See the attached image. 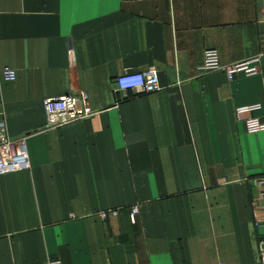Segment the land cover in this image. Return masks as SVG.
Listing matches in <instances>:
<instances>
[{
	"label": "crops",
	"instance_id": "obj_1",
	"mask_svg": "<svg viewBox=\"0 0 264 264\" xmlns=\"http://www.w3.org/2000/svg\"><path fill=\"white\" fill-rule=\"evenodd\" d=\"M262 15L256 0H0V124L30 160L0 175V264H254L264 132L235 113L264 120ZM208 50L259 72L202 73ZM152 67L159 92L118 90ZM78 93L95 115L49 128L45 100Z\"/></svg>",
	"mask_w": 264,
	"mask_h": 264
},
{
	"label": "built area",
	"instance_id": "obj_2",
	"mask_svg": "<svg viewBox=\"0 0 264 264\" xmlns=\"http://www.w3.org/2000/svg\"><path fill=\"white\" fill-rule=\"evenodd\" d=\"M263 9L262 19L264 22V0H256ZM257 59L243 61L231 65H222L219 54L216 50H208L204 54V63L200 68L202 73L225 72L229 80H234L239 73L248 76L258 74L259 69L256 66ZM3 77L7 82H13L17 78V73L10 69L3 70ZM119 91H137L143 94H153L159 92L162 87L159 73L152 67L144 72H125L117 80ZM44 109L47 118V126L51 129L61 128L72 123L89 119L95 115L88 93H78L64 95L58 98H49L44 102ZM262 109L261 105H251L239 107L236 109V118L244 123L250 134L264 132V120L255 114ZM30 169V160L27 142L25 139L13 140L8 135L5 125L0 124V175H7ZM255 184L261 189L264 196V176L255 179ZM119 211H104L98 214L102 220L109 216H117ZM130 218L133 223L140 215L138 205L131 208ZM46 264H59L56 261H50ZM254 264H264V236L258 245V260Z\"/></svg>",
	"mask_w": 264,
	"mask_h": 264
},
{
	"label": "water",
	"instance_id": "obj_3",
	"mask_svg": "<svg viewBox=\"0 0 264 264\" xmlns=\"http://www.w3.org/2000/svg\"><path fill=\"white\" fill-rule=\"evenodd\" d=\"M261 232H262V234H264V227L261 228Z\"/></svg>",
	"mask_w": 264,
	"mask_h": 264
}]
</instances>
